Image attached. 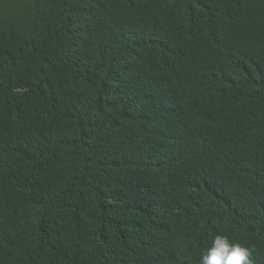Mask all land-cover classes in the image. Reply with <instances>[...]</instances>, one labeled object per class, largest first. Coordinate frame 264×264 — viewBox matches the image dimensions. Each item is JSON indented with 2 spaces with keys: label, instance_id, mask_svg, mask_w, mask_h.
<instances>
[{
  "label": "trees",
  "instance_id": "obj_1",
  "mask_svg": "<svg viewBox=\"0 0 264 264\" xmlns=\"http://www.w3.org/2000/svg\"><path fill=\"white\" fill-rule=\"evenodd\" d=\"M264 264V0H0V264Z\"/></svg>",
  "mask_w": 264,
  "mask_h": 264
},
{
  "label": "clouds",
  "instance_id": "obj_2",
  "mask_svg": "<svg viewBox=\"0 0 264 264\" xmlns=\"http://www.w3.org/2000/svg\"><path fill=\"white\" fill-rule=\"evenodd\" d=\"M250 255L244 243L217 232L201 249L199 264H251Z\"/></svg>",
  "mask_w": 264,
  "mask_h": 264
}]
</instances>
